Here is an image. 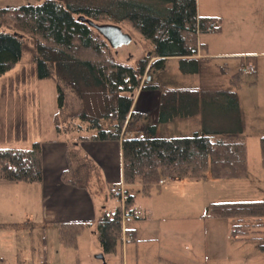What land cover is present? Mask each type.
<instances>
[{
  "label": "rangeland",
  "instance_id": "1",
  "mask_svg": "<svg viewBox=\"0 0 264 264\" xmlns=\"http://www.w3.org/2000/svg\"><path fill=\"white\" fill-rule=\"evenodd\" d=\"M37 3L39 0H0V9ZM196 12L199 16H216L222 22L221 32L198 36L197 40L207 45V52L202 50L200 53L208 55L212 49L213 53L228 52L235 56L221 59L215 55L211 58L209 79L206 74L204 77L184 74L177 59L169 60L162 71L151 72V83L168 88H207L212 85V80H217L222 88L234 91L239 103L242 133L238 136L212 134L210 137L212 141L244 142L247 146V173L240 179H212L208 170L204 172L205 178L200 180L166 177L161 179L165 184L155 185L148 195L140 193V186L135 185L139 181L134 183L135 208L132 209L143 212L144 216L123 220V228L135 229L136 235L135 243H127L126 255L129 264L156 261L157 257L164 255L185 262L193 250H200L190 245L218 242L224 253L221 264H264V251L259 248L264 246V218L240 222L251 240L237 244L230 240L229 230L239 222L205 217L210 203L264 201V168L260 163L258 144L264 137V0H196ZM117 26L131 41L119 48H110V52L118 62L133 66L138 58L152 51V44L129 23L121 22ZM0 30L9 31L2 27ZM22 39L24 47L20 60L0 76V148L29 149L33 142H39L41 146L55 140L78 143V138L87 132L82 129L57 134L55 117L61 127L70 123L84 127L79 119H73L79 110V101L61 85L63 106L59 109L57 80L52 74L48 78L38 77L33 62L34 51L27 38ZM249 53L256 56L260 70L257 74L241 73L239 81L233 83L232 75L238 72L242 58ZM223 65L226 67L222 68ZM145 79L146 75L142 81ZM154 93L157 91L136 92L133 110L147 115L132 120L127 130L132 137L143 133L137 130L139 126L156 122L152 111L153 100H157ZM113 124L112 120L100 122L101 128L108 130H112ZM155 124L159 138L190 137L203 131L199 115ZM72 149L83 156L86 169L82 181L95 197L99 211L103 207L113 212L120 202L109 189L121 184L109 188L89 156L79 146L70 147ZM46 161L44 152L45 165ZM78 166L74 163L68 170L65 165L67 176ZM43 203L40 185L0 179V264H121L125 242L118 245L115 253L103 254L97 239L96 220L91 221L92 225L77 237L76 249L63 246L58 241L56 225L43 223L45 208L53 209L54 203L51 200L46 206ZM257 230L261 233H256ZM99 255L102 258H98Z\"/></svg>",
  "mask_w": 264,
  "mask_h": 264
},
{
  "label": "trees",
  "instance_id": "2",
  "mask_svg": "<svg viewBox=\"0 0 264 264\" xmlns=\"http://www.w3.org/2000/svg\"><path fill=\"white\" fill-rule=\"evenodd\" d=\"M83 18V19H81ZM108 22L118 25L127 22L152 44V51L138 58L135 64L118 62L111 54L105 39L89 25ZM216 26L208 31L210 22ZM219 19L198 16L196 0H39L15 8L0 9V76L20 60L23 37L34 51L33 62L39 78L54 75L58 84L57 105L63 106L61 85L79 101L74 123L61 127L55 117V131H80L87 134L78 141H114L121 143V169L124 189V208L132 211L134 195L130 186L140 183V193L148 195L151 188L166 177L174 179L205 178L208 170L212 179H240L247 173V150L242 141H212V134L238 136L242 121L237 94L231 89L168 88L151 83V72L162 71L168 58H177L184 74H210L209 60L196 58L198 35L219 32ZM206 52V51H205ZM244 59L253 64V56ZM243 58L241 61V67ZM241 67L232 75L239 81ZM146 78L142 81L143 77ZM139 90L157 91L156 122L145 126L143 137L119 138L124 124L140 119L133 102ZM201 117L202 133L190 137L159 138L155 123H167L176 118ZM146 118V117H145ZM102 120L114 122L112 130L102 129ZM74 143H68L66 162L79 166L62 179L79 188L83 182L85 161ZM261 165L264 167V137L259 139ZM0 178L12 183H37L42 179L41 146L33 142L29 149L0 148ZM120 207L104 211L96 225L97 239L103 254L115 253L122 241ZM206 217L239 222L231 226L236 240H251L240 222L264 218V201L210 203ZM128 219V218H126ZM89 222H61L57 225L58 241L76 249L77 237L89 227ZM256 233H261L257 230ZM264 251V246H259Z\"/></svg>",
  "mask_w": 264,
  "mask_h": 264
},
{
  "label": "crops",
  "instance_id": "3",
  "mask_svg": "<svg viewBox=\"0 0 264 264\" xmlns=\"http://www.w3.org/2000/svg\"><path fill=\"white\" fill-rule=\"evenodd\" d=\"M199 16V15H198ZM205 17H215L213 15H203ZM219 19V26L221 32L222 30V22L221 19ZM217 32V33H219ZM199 36V35H198ZM198 41V40H197ZM199 44H203L198 41ZM206 45V44H204ZM210 48L208 47V50ZM207 52V45L206 50ZM201 51L198 50V53L196 55V58H202L209 60V63H211V58H215L214 56L217 55L218 58L225 59L228 57L235 56L234 53H218L212 49H210V54L203 55L200 53ZM246 54V53H244ZM245 56H253L254 57V63H255V72L254 74H257V72L260 70L258 67L256 56L252 53H249ZM243 57V64H245L247 61ZM177 58H168L166 60H173ZM242 61V60H241ZM241 63V62H240ZM242 64V65H243ZM226 65H223L222 68H225ZM210 75L207 79H209ZM186 88V87H184ZM203 88V87H202ZM207 88H218V89H224L221 87V85L218 83L217 80H212V85ZM154 98H156L157 94H153ZM153 113L156 112L157 107V100H153ZM133 110V108H132ZM140 113V112H138ZM142 115L141 118H145L147 114L140 113ZM140 118V119H141ZM132 122V121H131ZM127 124L126 130H128L132 123ZM145 126L141 125L137 128L140 132L144 131ZM259 144V141H258ZM45 145V146H44ZM41 145V155H42V180L37 183H25V184H38L40 185V190L42 191V196L44 198L43 205L46 206L47 201L51 200V203H54L53 209L45 208L43 212V223L45 224H55L56 227L61 222H89L91 224V221L96 220L97 222L101 216V214L106 211L103 207L102 210L99 211L98 204L95 201V197L89 192L87 189V186L85 188H79L76 186H73L67 182H65L62 179V172L64 170L65 165L67 166L66 162V152L68 150V142L64 143L59 140L55 141H49L46 144ZM75 146H79L82 151L89 156L92 163L97 167L99 170L100 176L104 180L105 184L110 188V186H114V184L119 183L124 185V189L126 188V185L122 182V169H121V143L120 140H114V141H78V143L75 144ZM247 150V146H246ZM47 157L46 165L43 163V155ZM55 156H57V159H55ZM259 157H260V150H259ZM51 158V159H50ZM261 163V160H260ZM56 165V166H54ZM263 167V166H262ZM264 168V167H263ZM1 179V178H0ZM2 180V179H1ZM179 180V179H174ZM165 184V183H163ZM162 184V185H163ZM139 185V184H135ZM135 185L130 186L131 188ZM111 191V189H109ZM111 194V193H110ZM132 208H135V203L133 202ZM208 210V209H207ZM207 210L205 211L207 214ZM108 212V211H107ZM111 212V211H109ZM143 214V212H142ZM205 214V217H206ZM98 216V217H97ZM144 216V214H143ZM208 218V217H207ZM139 219V218H135ZM215 219V218H210ZM123 224V222H122ZM92 225V224H91ZM90 225V226H91ZM89 226V227H90ZM123 230H129L130 236H127L126 233H123L122 236V243L125 242V244L122 246V258H121V264H129V258L126 255L128 251L127 243L132 242L136 240L135 238V229L131 228H123ZM231 230V228H230ZM229 230V236L230 240L233 243H244L249 240H236L231 236V231ZM125 238V241L123 239ZM218 242H204L197 244L195 246L190 245L191 247H199L200 250H193V253H191L187 256L185 259V262H177L175 260L166 258V255L164 257H157V260H153L150 262L144 261L139 262L136 261L135 264H221L222 258H223V249ZM192 249V248H191ZM190 250V247H189Z\"/></svg>",
  "mask_w": 264,
  "mask_h": 264
},
{
  "label": "built area",
  "instance_id": "4",
  "mask_svg": "<svg viewBox=\"0 0 264 264\" xmlns=\"http://www.w3.org/2000/svg\"><path fill=\"white\" fill-rule=\"evenodd\" d=\"M216 23L214 21L210 22L209 26L207 27L208 31H211L215 28ZM255 72V68L254 65L246 62L245 64H243V66L241 67V73H244L246 75L249 74H254ZM126 124H124V126L122 127L120 133H119V138H131V134L126 130ZM137 137L142 138L143 134L142 133H138ZM164 180V179H163ZM160 180L158 182V184H162L164 181ZM111 195L115 196L116 198H118L119 202H120V209H121V216H122V222L124 219L126 218H141L143 216L142 212L138 211V210H134L132 209L131 212H128V210H126L124 208V185L121 184L118 188H114L111 190Z\"/></svg>",
  "mask_w": 264,
  "mask_h": 264
},
{
  "label": "water",
  "instance_id": "5",
  "mask_svg": "<svg viewBox=\"0 0 264 264\" xmlns=\"http://www.w3.org/2000/svg\"><path fill=\"white\" fill-rule=\"evenodd\" d=\"M88 23L105 39L109 47L112 49L127 45L131 41L130 37L127 34L123 33L117 25H98L91 21H88ZM146 79L148 80L149 78ZM98 258H102V255H99Z\"/></svg>",
  "mask_w": 264,
  "mask_h": 264
}]
</instances>
